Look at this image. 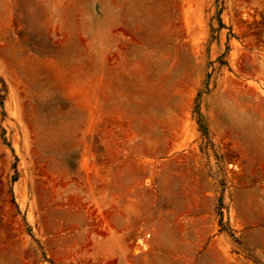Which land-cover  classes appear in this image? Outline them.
Here are the masks:
<instances>
[{
  "label": "rangeland",
  "instance_id": "374dc122",
  "mask_svg": "<svg viewBox=\"0 0 264 264\" xmlns=\"http://www.w3.org/2000/svg\"><path fill=\"white\" fill-rule=\"evenodd\" d=\"M47 9L0 0V264H264V0Z\"/></svg>",
  "mask_w": 264,
  "mask_h": 264
},
{
  "label": "crops",
  "instance_id": "0c3cea01",
  "mask_svg": "<svg viewBox=\"0 0 264 264\" xmlns=\"http://www.w3.org/2000/svg\"><path fill=\"white\" fill-rule=\"evenodd\" d=\"M45 3L49 5L50 7H52V9L46 10V12H51V13H69V12L92 13V12H96V9H92V7H96V0H70L66 2V3H69V5H62L61 3L55 2L53 0H45Z\"/></svg>",
  "mask_w": 264,
  "mask_h": 264
}]
</instances>
